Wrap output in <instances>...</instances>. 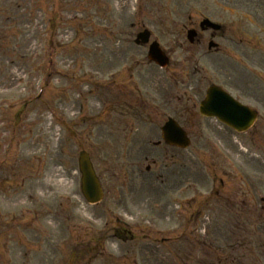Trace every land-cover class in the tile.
<instances>
[{
  "label": "rangeland",
  "instance_id": "374dc122",
  "mask_svg": "<svg viewBox=\"0 0 264 264\" xmlns=\"http://www.w3.org/2000/svg\"><path fill=\"white\" fill-rule=\"evenodd\" d=\"M221 4L0 0V264H264V208L239 217L214 205L221 197L206 202L213 165L264 197V113L238 135L193 108L208 56L183 29L222 17ZM142 28L167 52L166 69L133 43ZM169 116L189 148L154 146ZM81 149L103 187L97 205L81 194ZM54 169L61 187L46 183Z\"/></svg>",
  "mask_w": 264,
  "mask_h": 264
},
{
  "label": "flooded vegetation",
  "instance_id": "af4514ba",
  "mask_svg": "<svg viewBox=\"0 0 264 264\" xmlns=\"http://www.w3.org/2000/svg\"><path fill=\"white\" fill-rule=\"evenodd\" d=\"M221 1L222 17L209 18L219 25L218 29L199 28L201 19L188 25V28L196 31L192 47L198 48L204 44L207 46L209 42L215 43L212 49L206 47L204 53L208 56L205 68L207 78L204 77L208 84L202 96L207 87L216 85L223 88L238 103L248 106L257 114L264 113V0ZM188 28L184 26L183 30ZM194 64V74H197L202 69L198 67L197 59ZM197 90L201 94L202 89ZM173 99L175 101L174 114L180 118L181 96L175 95ZM193 108L194 110L196 108L195 102ZM259 118L260 115L257 116L256 122ZM154 146L158 147L155 144ZM163 146L164 149H173L165 144ZM167 167V163L163 165V169ZM146 171L149 172V170ZM209 173L212 175L213 185H217L215 190L208 195V199L219 200L221 197L222 204L226 208L237 209L242 213L246 210L257 211L264 208V198L258 192L259 201L255 200L250 181L248 182L240 175L225 173V178H217L219 170L215 165L209 167ZM166 180L167 178L164 177L162 182ZM177 182L181 185L180 177ZM176 194L181 195L180 187ZM176 208L178 209L177 215H180L181 203Z\"/></svg>",
  "mask_w": 264,
  "mask_h": 264
},
{
  "label": "water",
  "instance_id": "95a60500",
  "mask_svg": "<svg viewBox=\"0 0 264 264\" xmlns=\"http://www.w3.org/2000/svg\"><path fill=\"white\" fill-rule=\"evenodd\" d=\"M202 24L211 25L208 21H204ZM149 36V31L143 30L137 34L135 43L145 44L149 41ZM187 38L192 42L193 32L191 30L188 31ZM147 57L159 66L168 64L167 56L156 41L150 43ZM199 111L205 116H215L218 120L238 132L247 130L256 118L254 112L236 103L229 95L217 87L208 89L205 99L200 104ZM161 136L165 143L169 145L186 148L190 144L185 131L171 118L161 127ZM78 165L81 173V192L84 198L91 204L99 202L102 198L101 187L89 155L85 151H80Z\"/></svg>",
  "mask_w": 264,
  "mask_h": 264
},
{
  "label": "bare ground",
  "instance_id": "6f19581e",
  "mask_svg": "<svg viewBox=\"0 0 264 264\" xmlns=\"http://www.w3.org/2000/svg\"><path fill=\"white\" fill-rule=\"evenodd\" d=\"M57 173H58V170L54 169L51 173L52 175L49 176V179L46 181V183L48 184L50 183V181H53L54 185L61 187L66 182V178L56 179Z\"/></svg>",
  "mask_w": 264,
  "mask_h": 264
}]
</instances>
